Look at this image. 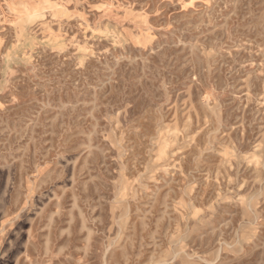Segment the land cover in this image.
<instances>
[{
	"label": "rangeland",
	"instance_id": "1",
	"mask_svg": "<svg viewBox=\"0 0 264 264\" xmlns=\"http://www.w3.org/2000/svg\"><path fill=\"white\" fill-rule=\"evenodd\" d=\"M0 264H264V0H0Z\"/></svg>",
	"mask_w": 264,
	"mask_h": 264
}]
</instances>
